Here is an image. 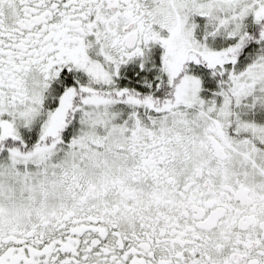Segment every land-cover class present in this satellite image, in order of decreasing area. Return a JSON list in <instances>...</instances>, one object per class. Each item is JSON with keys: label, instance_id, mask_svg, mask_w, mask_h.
Here are the masks:
<instances>
[{"label": "snow or ice", "instance_id": "6c2138e0", "mask_svg": "<svg viewBox=\"0 0 264 264\" xmlns=\"http://www.w3.org/2000/svg\"><path fill=\"white\" fill-rule=\"evenodd\" d=\"M0 264H264V0H0Z\"/></svg>", "mask_w": 264, "mask_h": 264}]
</instances>
